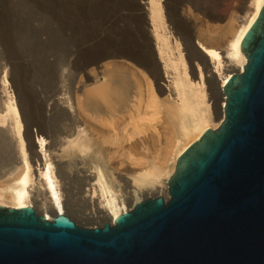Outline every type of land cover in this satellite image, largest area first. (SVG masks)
<instances>
[{"label": "bare ground", "instance_id": "bare-ground-1", "mask_svg": "<svg viewBox=\"0 0 264 264\" xmlns=\"http://www.w3.org/2000/svg\"><path fill=\"white\" fill-rule=\"evenodd\" d=\"M217 1L131 0L104 22V27H120L122 36L82 42L49 96L38 93L32 99L27 85L15 81L13 68L4 71L0 137H11L16 156L0 159V206L32 207L48 220L73 210L100 225L112 224L129 210L125 205L131 209L147 198L166 199L177 159L223 118V87L232 74L242 72L246 58L239 46L264 6V0H236L224 16ZM189 9L204 25L196 43L194 27L184 16ZM224 19V26H216ZM128 20L131 24L124 25ZM89 73L103 81L74 105L75 80H89ZM150 83L158 95H166L164 100L156 99ZM142 89L152 118H142L146 114L137 110ZM159 114L161 121L152 124ZM58 116L66 123L55 135L50 127ZM89 118L107 129L94 137ZM80 125L85 132L74 137ZM126 130L130 135L123 134ZM158 133L164 136L160 146ZM131 137L137 139L126 145ZM144 145H152L155 158L140 151ZM126 146L134 155L123 159Z\"/></svg>", "mask_w": 264, "mask_h": 264}, {"label": "water", "instance_id": "water-1", "mask_svg": "<svg viewBox=\"0 0 264 264\" xmlns=\"http://www.w3.org/2000/svg\"><path fill=\"white\" fill-rule=\"evenodd\" d=\"M223 118L177 159L168 195L93 227L0 206V264H264V6Z\"/></svg>", "mask_w": 264, "mask_h": 264}, {"label": "rangeland", "instance_id": "rangeland-1", "mask_svg": "<svg viewBox=\"0 0 264 264\" xmlns=\"http://www.w3.org/2000/svg\"><path fill=\"white\" fill-rule=\"evenodd\" d=\"M130 1L0 0V80L5 73L4 71H8L12 67L15 81L17 84L27 85L32 99H35L38 93L42 96L53 94L59 84L60 74L65 68L67 61L75 58L79 52L78 46L82 42L89 41L94 36L99 35H106L112 39L122 36L120 27L114 24H107V27H104V22H110L111 16L117 10L127 8L128 2ZM235 1L218 0V12L224 16L230 14L233 11ZM142 3H145V1ZM184 16L194 27L196 43L199 38L198 33L204 27L202 19L195 9L186 10ZM123 23L124 25H129L131 21L128 20V23ZM226 23L227 19H224L221 23L216 24V26H224ZM119 25L121 26V23ZM148 25L150 26L149 22ZM8 72H11V70ZM8 76V82L10 83L11 76L10 74ZM89 76V80L79 77L75 80L77 95L75 94L73 99L74 105L77 104V101L83 100L81 96L86 91L99 86L103 81L102 77L98 76L97 73H89ZM95 76L98 77L95 79ZM144 77H141V79L145 83L149 82V79L146 76ZM150 86L154 91L156 99L161 101L166 98L165 94L158 95L156 93L153 84L150 83ZM142 97V101L137 110H139L141 116L146 114L142 118H152V111L146 106L144 89H142ZM162 116L163 114H159L158 119L152 120L151 123L155 124L161 121ZM221 121L222 119L218 118L213 121V124L218 127ZM88 122L91 125L90 128H93L94 137H96L95 135L98 132H101L100 129H107L102 124H97L93 118H89ZM65 123L64 117L58 116L51 124V132L55 135L61 134ZM115 129L119 133L121 128L118 127ZM84 130L85 127L80 125L79 128L75 129L74 137L78 132ZM156 131L158 132V130ZM126 133L130 135L129 130L123 132L124 135ZM149 133L147 131L145 135ZM80 136H82V133ZM162 137L164 136L158 133L156 145H161ZM136 139L137 137H131L126 145ZM11 141V137H0V159L3 162L12 161L16 156ZM151 146L144 145L140 151L155 158L156 154L153 153L154 149L152 150ZM109 149L116 150L114 147H109ZM126 150L124 149V153L126 152L127 154H124L123 159L131 154L132 156L134 155L132 152L129 153ZM18 166L21 167V164H18ZM5 177L7 178V176ZM125 208L130 209L127 205H125ZM69 216L82 226L93 227L97 224L99 225V223L93 221L82 220L78 216V212L73 210L69 211Z\"/></svg>", "mask_w": 264, "mask_h": 264}]
</instances>
